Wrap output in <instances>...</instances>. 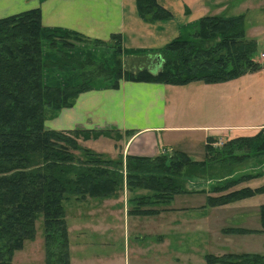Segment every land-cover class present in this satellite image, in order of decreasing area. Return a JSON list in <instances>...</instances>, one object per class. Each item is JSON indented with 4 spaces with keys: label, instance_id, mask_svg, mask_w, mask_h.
I'll use <instances>...</instances> for the list:
<instances>
[{
    "label": "trees",
    "instance_id": "1",
    "mask_svg": "<svg viewBox=\"0 0 264 264\" xmlns=\"http://www.w3.org/2000/svg\"><path fill=\"white\" fill-rule=\"evenodd\" d=\"M136 6L139 15L148 22L173 18V13L157 0H136ZM243 24L242 15H205L160 48L127 49L142 54L158 52L156 71H150L152 66H148L139 67L134 73L126 70L119 58L109 72L95 63V46L104 48L116 41L121 52L126 50L120 33H113L105 40L72 29L45 26L40 8L0 18V264H24L14 262L12 255L35 236L38 215L43 217L45 264H71L63 201L70 195L111 197L115 194V182L123 179L124 170L112 169L105 163L123 168L122 162L88 148L82 147L88 156L104 164L73 162L72 149L81 148L77 142L79 136L97 138L110 132L109 129L56 130L45 123L49 112L54 115L72 106L84 91L116 88L121 78L184 85L225 80L259 70L262 65L254 59L256 40L246 36ZM71 39L96 45H90L92 49L84 52L83 45H74ZM196 39L215 42L205 47ZM91 68L105 69L109 84L94 86L92 75L84 77ZM211 139L207 137L203 160L192 159L179 149L155 157L128 156L126 177L141 174L150 182L143 186L160 195L169 190L171 194L166 201L169 202L177 194L189 193L186 177L198 175L196 169L190 171V168H205L225 159L245 161L252 152L264 153V127L253 135L228 139L216 149ZM159 159L163 161L155 163ZM242 196L245 195L236 199ZM207 200L210 206H220L231 199L214 200L208 196ZM139 210L144 213L136 214L158 212ZM238 256H253L249 258L256 264L264 263L258 254Z\"/></svg>",
    "mask_w": 264,
    "mask_h": 264
},
{
    "label": "rangeland",
    "instance_id": "2",
    "mask_svg": "<svg viewBox=\"0 0 264 264\" xmlns=\"http://www.w3.org/2000/svg\"><path fill=\"white\" fill-rule=\"evenodd\" d=\"M225 5L234 6L233 3ZM211 12V14L222 12V9L213 8ZM224 12L236 14L239 11L234 7V10L229 8ZM243 25L246 36L256 40L255 61L259 62V59H262L264 62L261 56V52L264 51V8L258 9L256 6L251 8L244 15ZM109 39L110 37L105 40ZM59 41L63 42L62 39ZM70 41L74 45H83L84 52L92 49L90 45H96L73 39ZM196 41L205 47H211L213 45L209 44L215 42L214 39ZM162 45L155 47L160 48ZM116 46L117 42L112 41L107 47H94L95 63L107 68L108 72L118 58L126 70L134 73L140 70L139 66L148 64L147 59L150 56L154 59L159 58L158 52L134 53L129 52L127 49L130 48L126 47V50L121 52ZM152 68L154 66L149 68L150 71H153ZM105 71L91 68L85 71L88 73L84 77L92 75L95 79L93 85L98 88L109 84ZM199 82L205 85L207 92L187 93L180 98V102L185 104L189 101L195 110V104L200 103L207 94L209 102L211 99V109L205 123L209 125L210 133H224L228 136L253 135L255 129L248 125L264 122V69L230 79ZM59 112L54 115L53 112H49L48 119L56 118ZM211 137L212 147L215 149L222 147L227 141V137ZM91 141L86 146L92 148L94 152L102 146L106 148L108 144H112V141L104 136ZM205 141L198 143L201 154ZM73 153V162L77 165L83 164L85 160L101 162L88 156L82 146L77 150L72 149ZM204 156L205 154H202V157ZM161 160L163 161L159 159L155 163ZM105 163L112 169H120L122 172L124 170L123 179L115 182V194L111 197L85 198L70 195L63 201L67 227L70 228L71 252L77 259L100 258L99 264H108V257H111L114 264H256L249 258L253 256H238L244 253L258 254L257 257L264 259V153L252 152L245 161L225 159L212 162L205 168H190V171L196 169L195 172L198 174L186 177L185 185L190 194L175 195L169 202H166L168 195L171 194L169 190L160 195L159 192L143 186L149 185L150 182L144 180L141 174L126 177L124 166L122 168L121 165L112 162ZM206 168L208 169L205 170ZM253 192L255 193L252 194ZM241 195L245 196L236 199ZM208 196L214 200H231L220 206H210ZM87 197L89 198L86 199ZM93 207H97L98 215L108 216L111 213L112 216L92 218L94 221L84 222L92 223L90 225L99 230L91 227L88 230L85 228L86 231L82 234L74 233L76 223L80 222L76 215L84 209L90 210ZM179 207L181 209H175ZM139 209L158 212L136 214L144 213ZM113 226L116 228L115 231L106 230L107 227ZM77 239H80L79 244L75 242ZM44 241L43 217L38 215L35 236L27 239L21 248L13 252L12 260L24 264H45ZM79 250H82V253Z\"/></svg>",
    "mask_w": 264,
    "mask_h": 264
},
{
    "label": "crops",
    "instance_id": "3",
    "mask_svg": "<svg viewBox=\"0 0 264 264\" xmlns=\"http://www.w3.org/2000/svg\"><path fill=\"white\" fill-rule=\"evenodd\" d=\"M157 1L173 13L171 20L145 21L138 13L136 0H0V18L28 9L40 8L42 23L45 26L72 29L91 38L100 39L109 38L113 33H120L124 48L156 49L159 47L155 45H162L179 36L205 15L244 17L255 6L258 9L264 8V0ZM228 3H233L234 6H226L225 4ZM234 7L239 11L236 14L224 12L229 8L234 10ZM213 8L222 9V12L211 14ZM147 62L148 64L144 65L154 66L153 71L158 69V58H149ZM259 63L263 70V60L259 59ZM204 86L198 81L173 85L124 79L116 88H98L80 93L72 106L61 109L56 118L46 119L45 123L56 130L109 129L110 132L97 138L87 139L79 136L77 142L80 146L92 150L86 146L87 143L106 137L112 141V144H108L106 148L100 147L97 153L122 162L125 171L128 156L155 157L163 153L170 154L176 149L184 151L192 159L203 160L205 156L202 157V154L206 155V149L203 147L201 154L198 148L200 141L204 143L207 137L211 136L227 137L226 140L238 136L208 131L209 125L205 123V119L211 109V99L209 102L207 94L200 103L195 104V110L189 101L185 104L180 102V98L187 93L207 92ZM248 126L257 133L264 127V122ZM103 148L105 150H101ZM108 216L111 217V213ZM108 216L98 215L97 207L84 209L76 215L80 222L76 223L77 228L74 233L82 234L95 227L90 225L92 223L84 224L86 220L90 222L94 221L92 218ZM106 230L115 231L116 228L107 227ZM68 233L70 236V228ZM75 242L79 244L80 239ZM69 248L71 264L100 263V258L80 260L74 257L71 252V237ZM79 251L82 253V250ZM108 259V264H114L111 257Z\"/></svg>",
    "mask_w": 264,
    "mask_h": 264
},
{
    "label": "built area",
    "instance_id": "4",
    "mask_svg": "<svg viewBox=\"0 0 264 264\" xmlns=\"http://www.w3.org/2000/svg\"><path fill=\"white\" fill-rule=\"evenodd\" d=\"M261 56L263 57V59H264V51L263 52H261Z\"/></svg>",
    "mask_w": 264,
    "mask_h": 264
}]
</instances>
